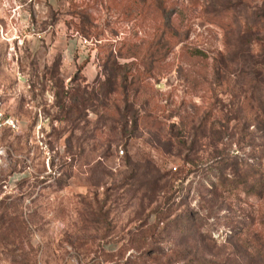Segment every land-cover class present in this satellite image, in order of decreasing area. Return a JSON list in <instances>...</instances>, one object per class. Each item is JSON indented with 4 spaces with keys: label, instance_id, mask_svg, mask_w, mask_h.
Wrapping results in <instances>:
<instances>
[{
    "label": "rangeland",
    "instance_id": "obj_1",
    "mask_svg": "<svg viewBox=\"0 0 264 264\" xmlns=\"http://www.w3.org/2000/svg\"><path fill=\"white\" fill-rule=\"evenodd\" d=\"M0 111V264H264V0H0Z\"/></svg>",
    "mask_w": 264,
    "mask_h": 264
},
{
    "label": "trees",
    "instance_id": "obj_2",
    "mask_svg": "<svg viewBox=\"0 0 264 264\" xmlns=\"http://www.w3.org/2000/svg\"><path fill=\"white\" fill-rule=\"evenodd\" d=\"M66 93H68L67 91H63V92H59L58 93V97L60 98L59 99V103H60V106L62 107V109H63V111L64 110H66V112L67 113H72L73 111H75V112H78L79 110H80V106H83L84 104H85V101H86V99L84 98V97H81L80 95H79V93H74L73 94V96H72V98H74V101H75V104L73 105V106H71V107H67L64 103H63V98H64V95H66ZM134 122H135V127L137 128V120H134ZM226 167L227 168H229L230 167V171L231 172H233V173H235V175H236V173H237V169H238V167L236 166V164L235 163H233V162H227L226 163ZM226 168V169H227ZM228 175V174H227ZM224 179L225 180H223L222 181V183H223V188L224 189H226L227 188V185H228V182H227V179H229L227 176L226 177H224ZM261 182V181H260ZM257 185V182H255L254 184H252L251 185V187L253 188V187H255ZM214 187H216V185L214 186ZM259 189V188H258ZM215 191H214V194L215 195H220V193H219V190H218V188L216 187L215 189H214ZM263 191H264V186L262 185V186H260V191H259V194L260 195H263ZM168 223H170L169 221L167 222V224ZM168 227V226H167ZM186 231V230H185ZM187 236H189V235H187ZM210 264H213V263H210ZM215 264V263H214Z\"/></svg>",
    "mask_w": 264,
    "mask_h": 264
},
{
    "label": "built area",
    "instance_id": "obj_3",
    "mask_svg": "<svg viewBox=\"0 0 264 264\" xmlns=\"http://www.w3.org/2000/svg\"><path fill=\"white\" fill-rule=\"evenodd\" d=\"M84 42L86 43L87 40H85ZM4 127H8L11 130H17L19 128V123L12 116L6 115L0 111V128ZM121 152L124 153L123 150H121Z\"/></svg>",
    "mask_w": 264,
    "mask_h": 264
}]
</instances>
